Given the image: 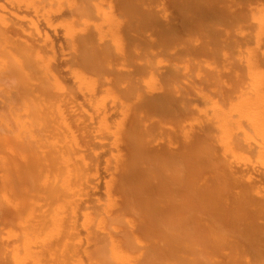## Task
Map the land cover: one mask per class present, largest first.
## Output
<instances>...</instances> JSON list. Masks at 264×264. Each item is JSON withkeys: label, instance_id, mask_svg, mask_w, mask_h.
Listing matches in <instances>:
<instances>
[{"label": "bare ground", "instance_id": "obj_1", "mask_svg": "<svg viewBox=\"0 0 264 264\" xmlns=\"http://www.w3.org/2000/svg\"><path fill=\"white\" fill-rule=\"evenodd\" d=\"M0 264H264V0H0Z\"/></svg>", "mask_w": 264, "mask_h": 264}]
</instances>
